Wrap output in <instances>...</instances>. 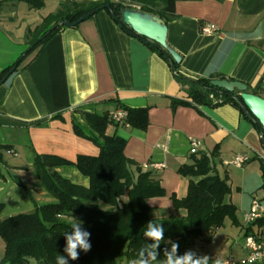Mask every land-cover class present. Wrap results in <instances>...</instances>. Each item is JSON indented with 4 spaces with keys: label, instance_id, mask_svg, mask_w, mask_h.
<instances>
[{
    "label": "crops",
    "instance_id": "1",
    "mask_svg": "<svg viewBox=\"0 0 264 264\" xmlns=\"http://www.w3.org/2000/svg\"><path fill=\"white\" fill-rule=\"evenodd\" d=\"M52 1L54 9L49 13L70 0ZM238 3H176L177 17L166 25L167 43L182 57L179 74L191 80L223 77L245 84L249 93L264 85V10L245 16ZM19 4L13 1L0 6V73L27 50L29 30L49 14L23 29L16 18ZM37 14L29 9L25 15ZM205 25H214L217 31L201 34L199 29ZM36 52L0 83V145L9 148L1 150L0 157V220L30 213L34 203L55 202L37 180L31 148L37 154L70 162L79 155L97 156V146L73 131L76 125L86 136L93 135L80 113L103 115L123 107L147 109L145 131L112 124L106 134L122 138L124 156L151 171L164 189V197L147 201L151 217L178 215L170 196L184 197L189 180L177 173L179 167L193 165L202 154L215 153L216 171L226 177L230 188L225 201L235 207L237 224L225 218L220 229L206 234L211 236L210 243L197 241L190 255L194 260L207 256L209 264L217 260L221 264H243L247 255L243 238L249 226L244 223V215L253 200L260 202L264 218L260 173L264 145L261 134L240 111L230 104L206 106L193 102L170 66L104 10L74 28L62 29ZM173 101L179 103L174 105ZM189 139L199 144L195 154L190 153ZM236 155L247 156L249 161L241 167L225 165ZM154 164L163 167L155 169L151 167ZM55 171L75 185L89 184L73 166L57 167ZM251 231L264 238V226H254ZM3 250L0 239V258Z\"/></svg>",
    "mask_w": 264,
    "mask_h": 264
},
{
    "label": "trees",
    "instance_id": "2",
    "mask_svg": "<svg viewBox=\"0 0 264 264\" xmlns=\"http://www.w3.org/2000/svg\"><path fill=\"white\" fill-rule=\"evenodd\" d=\"M13 1L23 2L30 10L39 11L46 0H0V6ZM179 1L200 0H70L62 3L55 12L49 13L39 25L29 30L27 50L0 73V83L20 69L28 56L38 52L48 40L66 28L65 23H74L96 9L110 14L104 8L106 4L112 7L110 15L114 22L130 34L131 30L121 23L123 9L152 14L166 23L177 17L175 6ZM214 1L221 3L224 0ZM238 4L240 13L245 16H254L264 10V0H239ZM136 38L170 66L176 80L186 87L189 99L206 106L230 104L262 133L259 124L243 111L237 92L214 89L210 79L191 80L182 76L177 72L180 64H175L170 56L158 47L149 45L143 38ZM262 86L259 84L250 93L260 96ZM178 103L173 101L174 105ZM123 109L127 112L123 125L141 131L147 129V109ZM80 116L93 135L86 136L76 125L73 131L78 137L93 142L99 150L98 155H79L74 162H70L57 156L37 154L31 148L37 180L55 202L45 205L34 203L32 212L0 220V239L4 245L0 264H30L31 260L35 264H57V256L63 257L66 264H138L140 260L161 264L166 260L165 253L172 252L173 244L177 245L173 259L190 255L197 241L210 243L211 236L205 237L206 234L220 229L225 218L237 224L235 207L225 201L230 188L226 177H221L216 171L215 153L202 154L194 159L193 165L179 167L177 173L189 180L184 197L170 196L173 210L178 215L152 218L147 201L166 195L159 180L151 171L143 170L124 156L125 141L122 138L106 134L107 128L114 124L109 114L80 113ZM261 141L264 145V138ZM3 149L9 150L0 145V157ZM61 166L75 167L88 179V186L75 185L62 178L55 171ZM260 173L261 189L264 191V164L260 165ZM73 222L79 231L88 233L85 242L89 245L87 251L77 247L76 260L70 259L65 251L67 238L74 231ZM149 223L164 229L162 240L155 249L151 247L154 241L144 235ZM254 226H264V218L249 224L244 236L261 238L259 232L251 231ZM153 250L157 254L155 261L150 260Z\"/></svg>",
    "mask_w": 264,
    "mask_h": 264
},
{
    "label": "water",
    "instance_id": "3",
    "mask_svg": "<svg viewBox=\"0 0 264 264\" xmlns=\"http://www.w3.org/2000/svg\"><path fill=\"white\" fill-rule=\"evenodd\" d=\"M112 13L109 4L104 6ZM99 9L93 10L85 16L79 18L74 23H65V26L72 27L81 23L86 18L94 16ZM121 23L131 30V35L141 37L149 45L158 47L161 51L171 57L175 64H180L182 57L174 51L167 43V25L159 17L134 9H123L121 11ZM5 77L2 82H5ZM1 82V83H2ZM210 85L214 89L223 90L228 93L237 92L241 101L242 109L247 116L257 122L262 129L261 138H264V85L262 86V96H256L248 92L247 86L241 82L226 79L211 80Z\"/></svg>",
    "mask_w": 264,
    "mask_h": 264
},
{
    "label": "built area",
    "instance_id": "4",
    "mask_svg": "<svg viewBox=\"0 0 264 264\" xmlns=\"http://www.w3.org/2000/svg\"><path fill=\"white\" fill-rule=\"evenodd\" d=\"M82 1V0H77ZM201 34L211 35L217 31L214 25L201 26L199 29ZM127 116V112L123 108H118L115 111L109 113L110 120L117 126H124V120ZM190 153L195 154L198 147V142L193 139H189ZM249 161L247 156L236 155L230 161L225 162V165H231L234 167H241ZM151 167L160 169L162 164H154ZM263 209L259 201L253 200L249 211L244 215V223L249 225L256 220L262 218ZM243 248L247 251L243 264H256L264 261V238H257L254 235H247L243 238Z\"/></svg>",
    "mask_w": 264,
    "mask_h": 264
},
{
    "label": "clouds",
    "instance_id": "5",
    "mask_svg": "<svg viewBox=\"0 0 264 264\" xmlns=\"http://www.w3.org/2000/svg\"><path fill=\"white\" fill-rule=\"evenodd\" d=\"M72 227L74 229L73 234L67 238V247L65 251L68 254V257L72 260H76L78 258L76 249L79 246L81 249L87 251L89 249V245L85 242V237L88 235L86 232H81L76 227L75 222L72 223ZM163 227L159 225H153L149 223L148 230L145 231L144 235L151 238L154 241V244L151 245L153 249H155L156 245H158L162 240L163 234ZM177 248L176 244L172 245V252L165 253L166 260L162 261L161 264H207L208 257H202L200 259L193 260L191 255H184L183 257L173 259V255ZM156 252L153 250L150 253V260L155 261L156 259ZM57 264H66V261L63 257L57 256ZM138 264H150L149 261L140 260ZM215 264H221V261L217 260ZM226 264V262H225Z\"/></svg>",
    "mask_w": 264,
    "mask_h": 264
},
{
    "label": "rangeland",
    "instance_id": "6",
    "mask_svg": "<svg viewBox=\"0 0 264 264\" xmlns=\"http://www.w3.org/2000/svg\"><path fill=\"white\" fill-rule=\"evenodd\" d=\"M83 1V0H82ZM102 1V0H101ZM53 1L52 0H48L46 3V6L44 9L38 11V14L35 16H26V12L28 9V5H26L23 2H20L18 8H17V21L19 22L21 28H25V27H33V25H36L39 22V16H45L47 15L49 12H51L54 8L52 4ZM80 2V1H78ZM135 7V6H133ZM30 264H35V262L33 260L30 261Z\"/></svg>",
    "mask_w": 264,
    "mask_h": 264
}]
</instances>
